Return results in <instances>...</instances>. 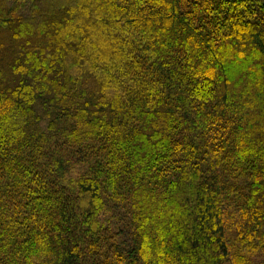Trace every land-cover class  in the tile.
<instances>
[{"label": "trees", "instance_id": "obj_1", "mask_svg": "<svg viewBox=\"0 0 264 264\" xmlns=\"http://www.w3.org/2000/svg\"><path fill=\"white\" fill-rule=\"evenodd\" d=\"M0 264H264V0H0Z\"/></svg>", "mask_w": 264, "mask_h": 264}]
</instances>
